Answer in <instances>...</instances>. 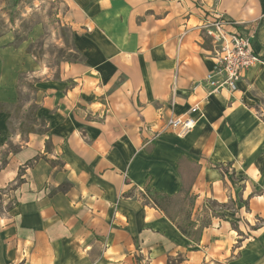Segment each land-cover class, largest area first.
<instances>
[{
	"label": "crops",
	"instance_id": "crops-1",
	"mask_svg": "<svg viewBox=\"0 0 264 264\" xmlns=\"http://www.w3.org/2000/svg\"><path fill=\"white\" fill-rule=\"evenodd\" d=\"M61 5L74 61L53 69L0 34V264H264V65L234 92L193 90L213 68L201 25L214 15L264 61V0ZM25 74L43 131L12 113ZM196 103L185 136L165 128ZM181 155L198 167L190 220L209 223L197 241L146 193L177 192Z\"/></svg>",
	"mask_w": 264,
	"mask_h": 264
},
{
	"label": "rangeland",
	"instance_id": "rangeland-1",
	"mask_svg": "<svg viewBox=\"0 0 264 264\" xmlns=\"http://www.w3.org/2000/svg\"><path fill=\"white\" fill-rule=\"evenodd\" d=\"M61 3L63 0H0V34L12 31L17 40H24L30 44L28 52L53 69H56L55 66L62 60L78 59L79 57L69 51L72 39L64 19L65 7ZM20 78L21 103L13 108V116L22 120L25 131H43L41 126L37 129L31 127L32 124H37L34 116L36 106L28 100L35 92L33 81L29 74H25V80L23 77ZM219 205L214 201L207 202L209 209L211 206L218 211L230 208ZM185 214V209L180 212L177 219L179 223ZM205 222L207 219L203 218L200 223Z\"/></svg>",
	"mask_w": 264,
	"mask_h": 264
},
{
	"label": "built area",
	"instance_id": "built-area-1",
	"mask_svg": "<svg viewBox=\"0 0 264 264\" xmlns=\"http://www.w3.org/2000/svg\"><path fill=\"white\" fill-rule=\"evenodd\" d=\"M231 25L220 15L212 16L201 25L210 42L213 68L200 82L194 84L193 90L206 86L209 90L207 96L223 89L234 92L244 71L258 63L264 65V61L253 52L252 36L243 35L234 28L227 29ZM200 111L201 106L196 103L184 114L169 117L165 121V128L183 137L195 126L196 119L191 115Z\"/></svg>",
	"mask_w": 264,
	"mask_h": 264
},
{
	"label": "trees",
	"instance_id": "trees-1",
	"mask_svg": "<svg viewBox=\"0 0 264 264\" xmlns=\"http://www.w3.org/2000/svg\"><path fill=\"white\" fill-rule=\"evenodd\" d=\"M177 170L181 173V185L177 192L173 195H168L163 192H152L147 189L146 193L150 201L161 210L164 215L172 222H175L179 231L187 236L193 237L194 241L199 240L203 227L208 225V221L201 224L200 227L195 229V221L190 220V212L194 206L195 197L190 195L191 186L194 182L198 167L197 164L191 159L181 155L176 163ZM1 193V192H0ZM219 207H226V205H219ZM186 210L185 217L182 222H177V217L182 210ZM210 216L223 219L230 222L235 227L240 218L235 222L231 215L226 212L215 210L212 206Z\"/></svg>",
	"mask_w": 264,
	"mask_h": 264
}]
</instances>
